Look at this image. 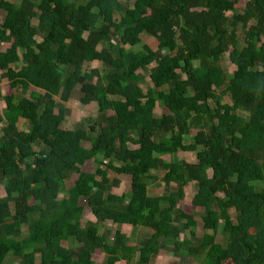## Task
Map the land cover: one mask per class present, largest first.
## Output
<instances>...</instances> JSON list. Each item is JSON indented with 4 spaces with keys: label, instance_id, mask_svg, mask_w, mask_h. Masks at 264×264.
<instances>
[{
    "label": "trees",
    "instance_id": "1",
    "mask_svg": "<svg viewBox=\"0 0 264 264\" xmlns=\"http://www.w3.org/2000/svg\"><path fill=\"white\" fill-rule=\"evenodd\" d=\"M237 1L0 0L1 77L14 83L22 62L20 75L40 90L0 92V123H27L0 129V264L9 255L18 264H95L97 250L103 264H154L153 250L169 249V239L202 264H264V0L226 15ZM143 33L157 48L127 51ZM227 50L243 58L230 76L221 65ZM194 52L205 56L199 68L187 57ZM92 60L107 66L102 76L85 73ZM149 65L155 85L143 91L138 70ZM75 93L96 104L93 139L81 123L61 128ZM157 104L167 111L155 115ZM159 149L191 151L197 161L165 162ZM90 157L89 179L80 164ZM109 172L130 176L127 194L114 197L120 180ZM158 180L163 192L152 196L148 185ZM188 183L204 201L200 221L218 225L221 242L197 237V219L177 207ZM85 208L96 223L82 221ZM105 223L118 228L99 235ZM122 225L145 234L138 251ZM184 231L187 245L176 241Z\"/></svg>",
    "mask_w": 264,
    "mask_h": 264
},
{
    "label": "rangeland",
    "instance_id": "2",
    "mask_svg": "<svg viewBox=\"0 0 264 264\" xmlns=\"http://www.w3.org/2000/svg\"><path fill=\"white\" fill-rule=\"evenodd\" d=\"M63 1H68V0H63ZM80 1V0H76ZM122 2L131 5L134 0H121ZM246 0H238L237 3H232L231 7L225 11L226 15H230L233 9H239L244 6ZM38 17L32 18V22L37 23L40 21ZM0 21H1V16H0ZM180 32L185 31L184 28L179 29ZM86 35V33H84ZM8 43H2L1 48L4 50L5 48L8 47ZM144 45L150 46L152 49L157 48V40L155 37L150 36L148 34H141V41L138 44H135L133 46H127L126 50L129 51H137V50H142ZM229 51L227 50L223 54V58L221 59V65L223 66L225 72L230 76L232 75V72L235 70V68L242 63L243 58L239 56L236 61H232L229 57ZM114 54H116L115 51H113ZM187 57L191 61L193 67L199 68L200 65L202 64V60L205 59V56L201 55L200 53L194 52V53H187ZM22 62H18L14 65V68L18 72L17 79L14 81V83H9L5 78L1 77V72H0V92L3 95H16L20 97H26L30 98V93L35 91H40L37 88H34L28 82H25L24 78L20 75V67H21ZM151 65L147 67L145 70H138V73L141 75V79L139 81L138 89H141L145 91L148 87L154 86L155 83L150 79L149 77V70H150ZM90 68H96L98 70V73L102 76L106 71H107V66L101 63L98 60H92L85 65V73H87V76L90 77L91 74L88 69ZM179 71V70H178ZM184 76V74H182ZM19 77V78H18ZM77 90V89H76ZM72 95L66 102H64L65 107L69 110L68 116L65 118L63 123L61 124L62 129L66 130H72L73 128H76L77 123L83 124V129L89 133L91 139L94 138V134L96 132L97 125L95 124V118H96V104L94 102L87 104V105H82L79 100H78V95ZM56 101H60V98L58 95L54 96ZM222 101L230 103L229 96L226 94L222 96ZM61 102V101H60ZM5 107V104L2 100H0V111H2ZM56 111V110H55ZM167 108L164 107L161 104H157L154 109L155 115H160L162 112H166ZM111 111H109L110 113ZM243 114H245L243 112ZM254 116H257L258 113L254 112ZM15 126L18 130L23 131L26 130L27 128V123L24 120H19L17 123L12 124L10 121L3 120L0 123V129L4 130L5 128L9 126ZM195 131V130H192ZM74 144L78 145L79 142L75 141ZM84 147H88L90 144V141L88 142H81L80 143ZM62 147L67 149L68 145L67 144H62ZM157 147V146H155ZM130 148H135L134 146H130ZM158 155L162 157V159L165 162H170V161H175V162H180L182 160L187 161V162H196V156L194 152L191 151H183L181 149L177 150L176 152H171L170 149H159L157 150ZM155 152V153H157ZM70 161L73 163L77 162V159L72 155L70 157ZM96 165L92 158L86 159L83 163L80 164V170L83 175L87 176L89 179L91 177V174L93 173V170L95 169ZM110 176H114L119 178L120 184L116 190L113 191V195L115 196H120L122 194H127L130 191V176L127 175H115L112 172H109ZM257 186L261 185L262 182H253ZM66 187H69L71 185V181L67 179L65 181ZM148 191L149 194L152 196H160L163 192V183L161 180H158L157 182H151L148 185ZM5 196L4 188L2 185H0V197ZM220 197H222V194H219ZM113 199V198H112ZM203 205L204 201L202 200L201 197L198 196V193L196 191L195 185L193 183H188L185 184L183 187V198L177 202V207L181 209L184 213L188 215H193L198 223L197 226L194 228V231L196 233L197 237H201L204 233L212 234L214 233L217 238V242H221V237L219 234V227L218 225L214 227H204L202 222L200 221L199 217L203 214ZM230 216L232 220H234L235 217V211L234 209L229 210ZM89 221L96 223L95 218L91 215L90 211L88 208L84 209V213L82 216V221ZM25 225L23 226V230H25ZM118 227L116 225H112L109 223L103 224H98V234L101 235L104 231L109 230L111 233L117 229ZM121 232H123L126 236L131 235V240L128 242L129 245H134L138 251L140 248V243L142 239L145 237V234L143 232H139L138 230L130 227L129 225H123L119 226ZM189 234L187 231H184L176 241L179 242H184L185 245L190 243L189 239ZM169 249L166 250H153L157 256L155 257L153 263L154 264H202L201 258L194 257V256H189L182 251L176 252L173 248L174 245V239H169ZM261 257L264 256V254H260ZM137 255L134 256L132 263L136 260ZM92 260L94 261L95 264H103L104 263V255L100 251H95ZM37 263H39V256L36 257ZM19 259L16 257H13L11 255L7 256L5 259L4 264H18ZM116 264H125L123 261H118Z\"/></svg>",
    "mask_w": 264,
    "mask_h": 264
},
{
    "label": "crops",
    "instance_id": "3",
    "mask_svg": "<svg viewBox=\"0 0 264 264\" xmlns=\"http://www.w3.org/2000/svg\"><path fill=\"white\" fill-rule=\"evenodd\" d=\"M123 226V225H122ZM126 226V225H125Z\"/></svg>",
    "mask_w": 264,
    "mask_h": 264
}]
</instances>
